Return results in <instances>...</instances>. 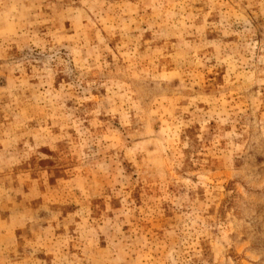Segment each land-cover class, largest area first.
Listing matches in <instances>:
<instances>
[{"label": "rangeland", "instance_id": "1", "mask_svg": "<svg viewBox=\"0 0 264 264\" xmlns=\"http://www.w3.org/2000/svg\"><path fill=\"white\" fill-rule=\"evenodd\" d=\"M0 264H264V0H0Z\"/></svg>", "mask_w": 264, "mask_h": 264}]
</instances>
